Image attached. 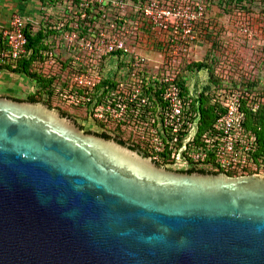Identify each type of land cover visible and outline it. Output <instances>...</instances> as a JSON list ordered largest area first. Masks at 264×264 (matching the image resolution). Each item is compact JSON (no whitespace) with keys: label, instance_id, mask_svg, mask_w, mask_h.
<instances>
[{"label":"water","instance_id":"1","mask_svg":"<svg viewBox=\"0 0 264 264\" xmlns=\"http://www.w3.org/2000/svg\"><path fill=\"white\" fill-rule=\"evenodd\" d=\"M0 264H264V173L170 169L0 95Z\"/></svg>","mask_w":264,"mask_h":264},{"label":"built area","instance_id":"2","mask_svg":"<svg viewBox=\"0 0 264 264\" xmlns=\"http://www.w3.org/2000/svg\"><path fill=\"white\" fill-rule=\"evenodd\" d=\"M64 1L65 20L48 12L43 19L45 24L57 22L54 37L61 48L54 44L52 49L64 63L55 66L58 83L52 91L58 105L83 111L105 124L104 130L120 127L134 142L148 145L154 162L163 159L170 145L172 155L185 151L178 159L188 167L264 173V161L255 159L257 140L243 125L247 110L264 113V94L216 88L214 100L222 104L223 114L199 136L191 122L190 99L182 95L177 75L196 39L194 23L203 14L202 5L191 9V5L170 4L171 0ZM28 21L33 22L13 12L0 26L5 44L0 61L25 52ZM59 32L61 39L56 38ZM146 50H154L159 58L149 57ZM53 61L50 58L48 64Z\"/></svg>","mask_w":264,"mask_h":264},{"label":"rangeland","instance_id":"3","mask_svg":"<svg viewBox=\"0 0 264 264\" xmlns=\"http://www.w3.org/2000/svg\"><path fill=\"white\" fill-rule=\"evenodd\" d=\"M39 1L41 2V0ZM64 2V0H47L45 3L47 8L44 10L42 18H46L45 13L48 12L60 20H65L68 16L64 13L66 7ZM169 2L170 4L191 5V9H194L196 4H200L204 8L202 16L194 23L196 39L191 45L197 43L198 45L194 52L190 45L182 61L186 60L189 63L204 61L207 67L199 71L185 70L186 81L194 80L196 75H202L204 82H207L206 85L209 84L207 92H213L216 90L215 83L211 82L209 76L213 70V74L218 76L222 85L220 88L234 87L235 84L240 86L239 83L246 85L250 82L254 84V90H264L263 0H247L239 4L232 0H171ZM39 26H43V24L40 23ZM56 38H62L61 32ZM55 46L61 48V45L57 46L56 43ZM56 51L58 50L56 49ZM17 81H19L23 92L15 88L17 94L14 97L16 99L26 100L27 94L33 93L37 88L24 74ZM30 85L35 88L32 89ZM80 115H84L83 111L76 112L75 118L69 117L75 123L83 124V130L86 132L98 131L96 122L89 117L82 119ZM88 129L92 131H88Z\"/></svg>","mask_w":264,"mask_h":264},{"label":"trees","instance_id":"4","mask_svg":"<svg viewBox=\"0 0 264 264\" xmlns=\"http://www.w3.org/2000/svg\"><path fill=\"white\" fill-rule=\"evenodd\" d=\"M232 1H235V3L239 4L247 0H232ZM41 2L45 6L47 0H43V1L41 0ZM243 7L245 8V6ZM86 10L89 9L86 8ZM42 23L43 26H39L38 24H35L33 22H29V21L26 22V26L24 30L27 37L25 52L14 60H11L10 57H6L4 59V62L0 61V71L6 70L11 73L12 72L22 73L26 75L30 79V81H32L36 85L37 88L33 93H30L27 96L26 100L43 101L47 103L50 107H55L56 109H58L63 115H67L75 118L77 110H73V109L71 110V108L68 109L66 107L62 108L60 105H58V103L56 102L57 100H55L53 95L54 92L52 91L53 84L58 83V81H56L58 73L55 70V66H58L59 63L64 64L60 60L59 55H55L52 49L55 44L54 36L56 33L54 26H56L57 22L56 21H54L53 23L47 22L46 24L44 22ZM4 45H5L4 40L0 34V48L3 49ZM50 58L54 59L52 64H48ZM205 67H207V65L204 61L189 63L186 62V60H183L179 68V73L177 75V82L182 90V95L186 98V101L190 99L189 114H190L191 122L196 123L197 136H199L200 133L211 129L213 123L224 112V108L222 104L214 100L215 90H213V92L210 93L206 91H201L195 96L189 93L185 81L186 80L185 78L186 76L184 75L185 70H192V69L199 70ZM209 76L211 77V82L215 83V89L220 88L222 86L218 76H215V74H213V70H211ZM61 83L64 82L61 81ZM239 85L240 86H237V84H235L234 87L232 88H239L247 93L257 92L260 94H264V90L263 91L254 90L253 87L254 84L250 82H248L246 85L239 83ZM154 95H156L157 100L160 99V96L159 94H157V92H155ZM246 112H247L246 119L245 122L243 123L244 128L251 131L254 134L258 143L255 159L260 158L262 161H264V113L262 110H259L256 113L250 112L248 110ZM80 116L82 119H84V117L85 118L89 117L88 115L85 114ZM76 123L81 128H83V124L78 122ZM96 124L98 127V131L95 130L92 131L90 129H88V131H92L95 134H98L106 138L113 137L120 143L126 144L131 148L137 149L145 155H150V153L148 152V145L143 144L141 142H134V139L131 137V135H128L120 127L116 126L114 128L104 130L106 128L105 124H102L100 122H96ZM188 130L189 129H186V131L182 132V134L184 133L186 134ZM181 137L182 136L179 135L177 140V142L179 141L180 144L179 147H182L180 143ZM166 149H167L166 153L163 154V159L156 161L157 164L181 172L199 171V172L216 173L223 171V170H211L194 165L188 167L184 163L182 164L179 163V159H178L180 151H182L183 154H186L184 150L180 149V151L177 152L178 155L177 153L176 154L174 153V155H172L171 154L172 146L167 145ZM225 172L229 175H239V174H249L260 171L258 169H249V170H242L241 172L236 170H225Z\"/></svg>","mask_w":264,"mask_h":264},{"label":"crops","instance_id":"5","mask_svg":"<svg viewBox=\"0 0 264 264\" xmlns=\"http://www.w3.org/2000/svg\"><path fill=\"white\" fill-rule=\"evenodd\" d=\"M46 8L47 7L44 6L43 3H41L39 0H0V26L5 25L8 22L13 12H18L23 15V17L28 18L29 20L35 22V24L39 25L43 22L41 20L43 19L42 17ZM197 45L198 43L195 45H191L193 52ZM146 53L149 57L156 58L157 53L154 50H146ZM159 55L157 58H159ZM19 75L22 76L23 74L18 72L11 73L6 70L0 71V95L14 97V95L17 94L15 92V88H17V90L19 91H22V88L19 85L20 83L19 81H17V79L21 77H19ZM206 83L207 82H204V78L202 75H196V78L194 80L191 79L190 81H186L189 93L193 96L197 95L201 91L207 92V90H209V84L206 85ZM30 87L32 89L35 88L33 85H30ZM28 95L29 93L27 94V96Z\"/></svg>","mask_w":264,"mask_h":264},{"label":"flooded vegetation","instance_id":"6","mask_svg":"<svg viewBox=\"0 0 264 264\" xmlns=\"http://www.w3.org/2000/svg\"><path fill=\"white\" fill-rule=\"evenodd\" d=\"M76 121V120H75Z\"/></svg>","mask_w":264,"mask_h":264}]
</instances>
